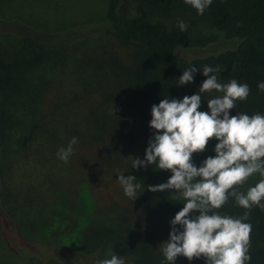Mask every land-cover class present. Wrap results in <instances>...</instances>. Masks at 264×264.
I'll use <instances>...</instances> for the list:
<instances>
[{"label":"trees","instance_id":"trees-1","mask_svg":"<svg viewBox=\"0 0 264 264\" xmlns=\"http://www.w3.org/2000/svg\"><path fill=\"white\" fill-rule=\"evenodd\" d=\"M103 15L107 32L129 49L124 63L112 56L108 66L93 68L86 61L69 70L74 48L48 49L13 36L0 42V238L24 262L88 264L89 255L99 261L114 254L126 264H168L160 245L168 240L170 221L183 200L173 192L148 191V186L166 183L171 173L155 165L133 169L132 158H144L155 134L149 128L153 105L199 92L205 77L197 72L193 83L178 86L183 71L219 67L220 76L250 87L247 100L238 101L230 115H264V92L257 88L264 82V0H212L203 15L184 0H107ZM178 21L185 22L186 30L177 27ZM200 22L238 43L221 53L179 59V51L194 47L192 34ZM68 80L72 84L66 86L72 88L64 92ZM77 88L85 89L82 95L73 93ZM201 95L199 111L206 112L214 95ZM67 124L72 128L65 130ZM73 137L78 142L66 170L57 152ZM216 143L210 140L192 162L199 167L214 157ZM55 169L59 182L55 177L49 181ZM68 169L70 182L62 177ZM121 173L135 176L142 185L138 197L128 198L120 186L109 205L98 208L94 191L107 186L102 179L116 180ZM40 177L49 182L44 189L36 181ZM260 179L252 176L239 191L246 192ZM117 196L124 201L115 204L121 206L115 211L109 206ZM218 211L240 217L245 210L229 198ZM100 213L110 223H98ZM127 221L133 231L124 234ZM246 222L252 225L248 264H264V210L254 207ZM155 230L166 237L157 240ZM174 264L205 261L177 257Z\"/></svg>","mask_w":264,"mask_h":264},{"label":"clouds","instance_id":"clouds-1","mask_svg":"<svg viewBox=\"0 0 264 264\" xmlns=\"http://www.w3.org/2000/svg\"><path fill=\"white\" fill-rule=\"evenodd\" d=\"M198 15H203L212 0H184ZM184 31L187 25L177 22ZM219 67L205 65L203 70L188 68L179 77L178 86L193 83L200 72L206 79L199 92L182 99L163 98L151 107L149 128L155 134L148 141L144 158H132V168L155 165L171 173L166 183L148 186L151 192H173L183 200V208L170 221L168 240L160 251L168 262L177 257L191 262L204 259L205 264H248L252 225L250 212L254 207L264 210V115L244 113L230 115L237 102L246 101L250 87L232 79H218ZM264 92V82L257 84ZM218 95L207 100L208 111H199L202 93ZM114 111V109H113ZM215 139L214 157H207L201 166L192 162L193 154L206 151ZM73 137L67 147L58 149V158L68 163L77 143ZM258 174L261 179L246 192L239 191L249 178ZM118 181L125 196L133 201L142 187L135 176L119 174ZM232 198L244 209L240 217L222 215L218 211ZM198 213V215H193ZM179 226V228L177 227ZM96 264H125V259L111 255Z\"/></svg>","mask_w":264,"mask_h":264},{"label":"rangeland","instance_id":"rangeland-1","mask_svg":"<svg viewBox=\"0 0 264 264\" xmlns=\"http://www.w3.org/2000/svg\"><path fill=\"white\" fill-rule=\"evenodd\" d=\"M107 0H6L0 2V42L3 43L9 38L20 37L30 38L40 43L47 45L48 49L56 46H63L72 50L74 48L73 59L68 64V69L72 70L83 62H88L93 68H97L102 64L109 65L110 57L114 56L125 62L129 49L119 45L112 36L107 32L104 22V11ZM167 23V21H166ZM70 37L68 40L64 38ZM58 38V40L55 39ZM63 37V38H62ZM61 38V40H60ZM192 39L194 47L186 50H181L177 53V57L181 60L189 61L196 57H204L226 50L232 49L238 40L231 38L226 33L217 31L211 25L198 23L193 31ZM116 62V61H112ZM218 75V79L227 83L228 79ZM206 79V77H205ZM65 80V77H64ZM103 80V79H102ZM104 81V80H103ZM72 84L71 81L65 83L64 92L70 88L66 86ZM100 84V83H98ZM85 90V89H84ZM84 90L77 88L73 93L80 92L82 95ZM211 95H218L215 92ZM70 98V97H69ZM84 99V98H83ZM76 101V99H73ZM85 100V99H84ZM79 101H81L79 99ZM83 114V113H81ZM81 117V115L79 114ZM68 125V126H67ZM65 130L72 127L67 124ZM61 161L59 158L57 159ZM63 166V165H62ZM67 170V163L64 164ZM59 173L56 169L49 174V181L54 178L59 182ZM63 180L70 182L71 175L68 172L62 171ZM27 175V174H25ZM36 177L39 174H34ZM43 177L37 178V182L41 184L39 188L43 189L49 182L42 181ZM30 180V179H29ZM48 181V179H46ZM107 185L106 187L98 188L94 193L98 197L97 207L109 205L114 199V189L120 187L118 179H102ZM125 195V194H124ZM118 197V196H117ZM119 200L113 201L111 207L117 211L121 206L115 204L123 202ZM124 202V206H125ZM97 222L100 224L110 223L108 217L104 218L103 214L98 215ZM127 225L123 226L122 232L129 234L133 231V226L127 221ZM152 229V222L147 226ZM134 229H139L134 226ZM158 230H155L156 235ZM164 236V237H163ZM157 240H163L166 233H160L155 236ZM89 257L92 258L89 259ZM87 257L88 264H96L97 260L93 256ZM0 264H57L54 261L42 263L38 259L24 262L22 258L10 254L5 244L0 238ZM126 264V262H125Z\"/></svg>","mask_w":264,"mask_h":264}]
</instances>
